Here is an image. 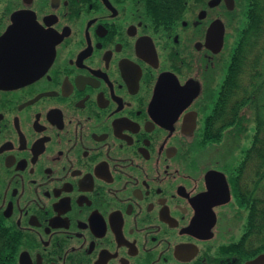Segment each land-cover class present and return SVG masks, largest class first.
<instances>
[{"label": "flooded vegetation", "instance_id": "af4514ba", "mask_svg": "<svg viewBox=\"0 0 264 264\" xmlns=\"http://www.w3.org/2000/svg\"><path fill=\"white\" fill-rule=\"evenodd\" d=\"M248 4L0 0V264H264Z\"/></svg>", "mask_w": 264, "mask_h": 264}, {"label": "trees", "instance_id": "16d2710c", "mask_svg": "<svg viewBox=\"0 0 264 264\" xmlns=\"http://www.w3.org/2000/svg\"><path fill=\"white\" fill-rule=\"evenodd\" d=\"M248 3L244 31L236 36L233 48L229 50L225 85L237 87L235 81L238 79L259 82L258 134L244 150L243 159L250 169L257 155L260 184L264 191V0H248ZM241 72L244 74L238 75Z\"/></svg>", "mask_w": 264, "mask_h": 264}, {"label": "water", "instance_id": "95a60500", "mask_svg": "<svg viewBox=\"0 0 264 264\" xmlns=\"http://www.w3.org/2000/svg\"><path fill=\"white\" fill-rule=\"evenodd\" d=\"M215 33V30H214V26L212 27V30H211V34H214ZM212 36V35H211ZM221 40H222V37H221ZM220 48V40H219V46H218V48H217V50ZM220 50V49H219ZM218 50V51H219ZM262 259H263V257H259V258H257V259H255V260H253V261H251L250 262V264H258L259 262H261L262 261Z\"/></svg>", "mask_w": 264, "mask_h": 264}]
</instances>
